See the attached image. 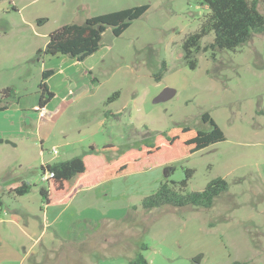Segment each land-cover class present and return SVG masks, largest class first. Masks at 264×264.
<instances>
[{
  "label": "rangeland",
  "instance_id": "1",
  "mask_svg": "<svg viewBox=\"0 0 264 264\" xmlns=\"http://www.w3.org/2000/svg\"><path fill=\"white\" fill-rule=\"evenodd\" d=\"M140 4H148L140 17L118 36L107 27L98 49L81 61L36 55L65 23ZM257 4L264 13V0ZM207 13L201 0H0V92L12 91L0 125L13 133L0 145V233L21 256L43 247L51 228L32 244L11 219L22 209L39 221L46 211L48 219L61 220L63 233L81 235L60 242L58 254L29 252L21 263L2 264H127L139 254L148 264H264V31L234 49H201L191 68L182 42ZM212 40L210 32L201 46ZM43 70L52 71L45 82L54 93L47 102L53 112L40 116ZM165 88L173 96L154 102ZM204 113L223 140L191 153L164 148L161 141L172 128L209 130ZM150 142L159 148L144 168L80 184L71 199L45 206L42 164L90 146L112 160ZM91 161L93 172L100 160ZM216 177L226 180L227 189L209 207L141 205L166 180L180 187L185 179L182 191L190 192ZM22 182L29 192L11 194L10 187ZM72 209L79 222L69 221Z\"/></svg>",
  "mask_w": 264,
  "mask_h": 264
},
{
  "label": "trees",
  "instance_id": "2",
  "mask_svg": "<svg viewBox=\"0 0 264 264\" xmlns=\"http://www.w3.org/2000/svg\"><path fill=\"white\" fill-rule=\"evenodd\" d=\"M201 2L206 4L208 13L201 20L199 28L188 34L182 42V58L191 68L196 65L195 53L201 49H234L247 42L253 34L264 31V13L258 9L257 0H201ZM147 8L148 4H140L89 16L81 23H65L49 33L44 48L37 50L36 55L60 53L81 61L98 49L101 35L107 27H111L112 33L118 36ZM210 32L213 33V40L201 46V39ZM51 74V70H43L41 73V81L38 85L40 90L38 110L43 108L54 96L45 82V79ZM160 77L161 72L155 75L157 80ZM11 93L12 91L8 87L0 92V111L8 108L6 100ZM202 119L210 123L209 130H194L189 127L172 128L165 133L161 144L165 149H169V152L176 151L181 154V152H194L210 143L224 139L222 130L207 113L202 115ZM105 148H112V146ZM158 148L159 145L152 142L138 144L124 150L115 159L103 160L96 155L99 151L90 146L89 151L69 159L44 163L41 165L43 175L47 171L52 172V175L45 179L47 186L41 187L39 193L45 204L56 203L57 200L72 195L80 184H90L93 181L98 182L144 168L145 161L150 160ZM95 159H99L100 162H98L97 170L92 172L94 166L91 164V160ZM185 184V179L180 182V187H177V183L174 181L161 182L154 192L142 198V207L152 209L166 204L209 207L214 198L227 189V182L222 177L210 180L199 191L183 192L182 187ZM29 190V185L22 182L10 188L9 191L15 195H23ZM127 264H148V262L144 256L139 254L135 258L129 259ZM230 264H240V262L233 261Z\"/></svg>",
  "mask_w": 264,
  "mask_h": 264
},
{
  "label": "crops",
  "instance_id": "3",
  "mask_svg": "<svg viewBox=\"0 0 264 264\" xmlns=\"http://www.w3.org/2000/svg\"><path fill=\"white\" fill-rule=\"evenodd\" d=\"M48 107H49V103H47L44 106L45 115L47 113L53 112L50 109H48ZM8 109L9 108L2 110V111H8ZM12 135H13V133L10 129L4 128L2 125H0V145H2L4 143V141H3L4 137L10 136V138H11ZM10 188H13V187H10ZM12 193L13 192H11V194ZM73 194L74 193H72V195H70L69 197H65L64 199L57 200L56 203L45 204V206L48 208L52 204H61L66 198L71 199L73 197ZM1 206H0V211H2ZM23 211L24 210L19 209V211L15 210V211L11 212V214L13 215V218H11V219H13L15 221L16 225L20 224V227H21V230L23 231V233L27 237L31 238L32 244L37 242V240L41 237V235H44L46 233L47 228H49V227L51 228V235L48 236L47 241L45 243H43V245H42L43 247L40 248L38 251L33 252V250L30 251V248H28L25 251V255L21 256L18 252V249L9 240L4 239L0 233V264H2L5 260H8V261L18 260L19 263H21V261L25 259V256L29 255V252L35 253L36 257H44L45 255L50 256V254H52L53 252H56L58 254L59 249H60V247H59L60 242H62V243H63V241L73 242V241H78L81 238V235L74 236L76 234L67 233V232L63 233L57 227V224H59L61 220H59V222H58L57 220L59 218L48 219V217L45 216L46 211H43L44 216L42 218V221H39L35 218H32L30 216L32 214L30 210L25 211V213ZM70 211H71V215H70L71 217H69V221L71 223L79 222V219H80L79 214L77 212H75L73 209ZM68 212H69V210H68ZM23 215H27V218H24ZM4 221L5 220H0V222H4ZM37 227L40 229L38 230ZM69 256H71V254ZM66 257H68V256H66ZM35 263H37V262L34 260L33 264H35Z\"/></svg>",
  "mask_w": 264,
  "mask_h": 264
},
{
  "label": "water",
  "instance_id": "4",
  "mask_svg": "<svg viewBox=\"0 0 264 264\" xmlns=\"http://www.w3.org/2000/svg\"><path fill=\"white\" fill-rule=\"evenodd\" d=\"M174 94V90L170 89V88H165L164 90H162L155 98H154V102H159V101H163L166 100L170 97H172Z\"/></svg>",
  "mask_w": 264,
  "mask_h": 264
},
{
  "label": "built area",
  "instance_id": "5",
  "mask_svg": "<svg viewBox=\"0 0 264 264\" xmlns=\"http://www.w3.org/2000/svg\"><path fill=\"white\" fill-rule=\"evenodd\" d=\"M39 115H40V116H44V115H45L44 107L41 108V109H39ZM52 152H53L54 154H56V153H57V149H56V148H53ZM51 175H52V172L47 171V172L43 175V176H44V180H45L47 177L51 176Z\"/></svg>",
  "mask_w": 264,
  "mask_h": 264
}]
</instances>
